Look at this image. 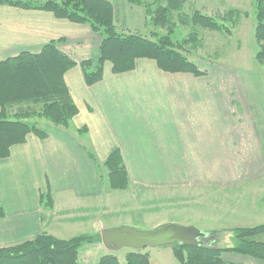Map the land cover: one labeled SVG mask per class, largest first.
Here are the masks:
<instances>
[{
	"label": "crops",
	"instance_id": "0c3cea01",
	"mask_svg": "<svg viewBox=\"0 0 264 264\" xmlns=\"http://www.w3.org/2000/svg\"><path fill=\"white\" fill-rule=\"evenodd\" d=\"M112 1L119 2L113 3L115 23L129 29L132 9ZM60 40L59 50L76 63L97 58L101 37L89 26L49 12L0 7V61L39 53ZM213 74H169L141 59L120 75L105 64L101 81L87 87L79 67L69 70L64 82L77 109L70 130L49 128L43 140L28 135L0 160V248L45 233L43 223L57 205L83 218L88 216L81 213L100 210L103 201L96 199L117 191L106 183L102 166L115 150L128 176L121 191H149V200L162 188L171 196L190 186L226 188L259 176L261 124H255L244 91L219 88ZM47 194L50 209L43 206ZM222 258L229 264H264L232 253Z\"/></svg>",
	"mask_w": 264,
	"mask_h": 264
},
{
	"label": "trees",
	"instance_id": "16d2710c",
	"mask_svg": "<svg viewBox=\"0 0 264 264\" xmlns=\"http://www.w3.org/2000/svg\"><path fill=\"white\" fill-rule=\"evenodd\" d=\"M190 1L126 0L129 5L144 7L150 24L159 28L166 26L172 12L179 11ZM0 6L49 12L58 19L88 24L100 34L99 56L78 64L88 87L101 81L105 62L112 64L114 74L128 73L134 69L137 60L147 59L154 61L157 68L165 73L203 75L196 63L180 52L182 48H173L167 37L151 41L139 35L117 32L113 25V7L107 0H0ZM233 12L236 11H229L219 18L221 23L197 11L188 20L191 26L230 35L236 22ZM236 15L238 18L239 14ZM254 16V38L259 49L256 61L264 70V0L254 1ZM59 44L58 41L49 42L39 53L23 52L0 61V160L7 158L9 150L23 144L30 134L41 140L48 137L37 124L28 122L30 115L37 113L25 106L40 105L47 120L65 127L77 114L64 82V75L77 63L59 50ZM15 107L20 109L13 111ZM104 164L110 188L126 189L128 176L119 152L113 151ZM45 199L50 205L48 194ZM232 233L234 238L230 247L172 248L181 264H229L222 258L224 253L264 262V242L257 240L264 235V226L234 229ZM211 235L216 237V233ZM96 240L93 236H79L66 241L42 233L15 246L0 248V264H80L77 259L79 250ZM96 264L119 263L109 255ZM123 264H149L148 256L131 251Z\"/></svg>",
	"mask_w": 264,
	"mask_h": 264
},
{
	"label": "rangeland",
	"instance_id": "374dc122",
	"mask_svg": "<svg viewBox=\"0 0 264 264\" xmlns=\"http://www.w3.org/2000/svg\"><path fill=\"white\" fill-rule=\"evenodd\" d=\"M107 1L111 3L112 7H114V4L119 3H114L112 0ZM123 1L120 2L122 5H129L126 0ZM254 1L191 0L179 11L172 12L168 19L169 22L164 28L150 24L144 7L129 5V8L132 9L128 14L130 18L127 17L126 13L125 17L129 21L127 26L130 27V30L115 23L114 8L113 25L119 33L135 34L151 41H159L160 38L167 37L173 43V48L177 50L182 48L180 52L193 60L204 76L211 73L218 76L219 88L243 90L246 95L244 99L251 105L252 111H250L255 124H261L260 135L262 134L264 158V70L256 61V53L259 49L254 38L256 24ZM0 7L18 9L8 6ZM196 11L205 16H211L217 23H221L219 18L225 13L236 11L233 12L235 13L236 22L234 27L230 28V35L217 30L191 26L188 18ZM236 13L239 14L238 18ZM73 24L89 26L88 24ZM89 27L93 31L92 27ZM97 35L102 38L100 34ZM58 42L62 43L61 40ZM139 60L136 61L135 67ZM80 62L75 67H79ZM107 63L111 65L112 71L110 62H105L103 68ZM24 108L36 111L37 114H31L28 122L37 124L47 134L49 128L66 130L71 128L72 120L67 127L51 123L42 113L43 110L40 105L25 106ZM19 109L20 107H15L13 111ZM262 161V166H264V160ZM255 162H259V159H254L253 167L254 164L255 166L258 164ZM235 164L238 165V168L246 163ZM104 165L103 163L102 166L107 173L106 176L104 175V179L107 183L109 181L108 172ZM162 189L156 190L158 194L151 200H149V191L133 194V191L117 190L111 192L109 197L102 195L101 199H96V203L100 200L103 201L100 210L81 213L88 216V218H83L78 213L61 211L62 205H57L59 207L52 212L53 217L45 219L42 230L45 234L59 240L67 241L79 236H93L96 238L97 240L94 243L84 245L79 250L77 259L80 264H96L101 258L109 255L114 256L119 264H123L126 261V255L132 250L120 249L116 252H110L102 247L99 231L109 229L104 226H115L111 228L127 226L146 232L162 224H176L184 227H195L200 231L203 230L202 232L212 230L217 233V240L215 236L206 232L210 235L208 244L218 247H230L232 245L234 238L232 230L234 229H252L257 226H264V170L256 178L246 177L239 184L226 188L190 186L187 187L184 194L175 193L173 195V192H171V196L165 195ZM43 206L50 209L52 205L46 204ZM96 227L99 229L98 231ZM96 231L98 233L94 235ZM257 240H263L264 242V235L259 236ZM140 253L147 254L149 264H181L172 247L146 248L141 250ZM185 258L184 255V260H186Z\"/></svg>",
	"mask_w": 264,
	"mask_h": 264
},
{
	"label": "water",
	"instance_id": "95a60500",
	"mask_svg": "<svg viewBox=\"0 0 264 264\" xmlns=\"http://www.w3.org/2000/svg\"><path fill=\"white\" fill-rule=\"evenodd\" d=\"M101 245L110 252L130 249L138 252L146 248L212 247L210 235L195 227L162 224L151 231L141 232L131 227L103 229L99 233Z\"/></svg>",
	"mask_w": 264,
	"mask_h": 264
}]
</instances>
